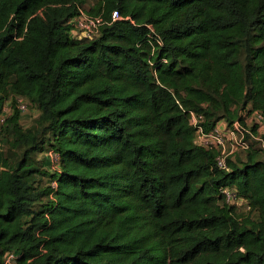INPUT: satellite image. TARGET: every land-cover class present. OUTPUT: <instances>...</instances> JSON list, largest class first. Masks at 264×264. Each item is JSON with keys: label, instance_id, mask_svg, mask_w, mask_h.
I'll return each instance as SVG.
<instances>
[{"label": "trees", "instance_id": "1", "mask_svg": "<svg viewBox=\"0 0 264 264\" xmlns=\"http://www.w3.org/2000/svg\"><path fill=\"white\" fill-rule=\"evenodd\" d=\"M85 2L0 0V264H264V0ZM192 112L248 147L220 167Z\"/></svg>", "mask_w": 264, "mask_h": 264}, {"label": "built area", "instance_id": "2", "mask_svg": "<svg viewBox=\"0 0 264 264\" xmlns=\"http://www.w3.org/2000/svg\"><path fill=\"white\" fill-rule=\"evenodd\" d=\"M113 19L120 17L118 10L112 12ZM104 19L101 15H91L88 14L84 9L80 10L79 14L73 17L70 20L72 25L71 35L73 37L83 38L88 37L92 38L93 36L99 33L100 26L103 24ZM20 108L23 112H26L27 105L25 103L20 104ZM258 119L260 124V129H263V118L260 114L255 116ZM201 119L200 115L192 112L191 121L197 126L196 139L199 144L205 147H217L219 149V154L216 157L217 164L222 167H227V157L234 153L238 149H245L248 147V142L244 139L245 130L240 126L238 122L235 123L232 128H217L211 132H205L203 128L198 124ZM236 135L240 136L239 140L236 139ZM57 158V154H55ZM222 192L225 193L228 201L237 203V205H244L246 208H249L247 204H244L243 199L239 198L234 188L225 187L222 189ZM15 256V253H9L6 256V261L4 264H10Z\"/></svg>", "mask_w": 264, "mask_h": 264}, {"label": "rangeland", "instance_id": "3", "mask_svg": "<svg viewBox=\"0 0 264 264\" xmlns=\"http://www.w3.org/2000/svg\"><path fill=\"white\" fill-rule=\"evenodd\" d=\"M94 3H95V0H86L85 7L89 8ZM28 107H29V111L23 112L22 116H21V122L24 126H28V125L31 126L33 124V120H34L36 112H37V105L35 102L29 101ZM5 112L7 114H9L11 112L9 102L5 104ZM247 121H248V125H249L248 127H250L254 122H258V119L255 116L254 117L248 116ZM239 137L240 136L236 135L237 140L240 139ZM17 153H19V152L17 151ZM36 158L39 161L38 163L48 170H54L57 167V165H56L57 164V158H55V155L53 152L51 153L50 151H47V150H45L43 152H37ZM43 184H45V185L49 184V179L47 177H44ZM239 208H240V210L245 209L244 205H242V204L239 205Z\"/></svg>", "mask_w": 264, "mask_h": 264}, {"label": "crops", "instance_id": "4", "mask_svg": "<svg viewBox=\"0 0 264 264\" xmlns=\"http://www.w3.org/2000/svg\"><path fill=\"white\" fill-rule=\"evenodd\" d=\"M218 126H220V127L223 128V129L226 127V125H225L222 121H220V123H219Z\"/></svg>", "mask_w": 264, "mask_h": 264}]
</instances>
